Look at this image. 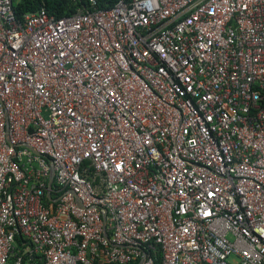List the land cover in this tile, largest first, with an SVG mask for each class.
<instances>
[{"label": "built area", "instance_id": "1", "mask_svg": "<svg viewBox=\"0 0 264 264\" xmlns=\"http://www.w3.org/2000/svg\"><path fill=\"white\" fill-rule=\"evenodd\" d=\"M91 1L0 0V264H264V0Z\"/></svg>", "mask_w": 264, "mask_h": 264}, {"label": "trees", "instance_id": "2", "mask_svg": "<svg viewBox=\"0 0 264 264\" xmlns=\"http://www.w3.org/2000/svg\"><path fill=\"white\" fill-rule=\"evenodd\" d=\"M99 8H110L114 6L119 0H95ZM91 0H13V6L16 16L23 21L25 15L30 12H35L41 8H45L50 14L57 17L69 16L77 13L80 10L88 11L92 8ZM88 177L92 178V175ZM99 182V179H97ZM21 246L24 240L18 237ZM157 261L162 263V250L157 246Z\"/></svg>", "mask_w": 264, "mask_h": 264}, {"label": "water", "instance_id": "3", "mask_svg": "<svg viewBox=\"0 0 264 264\" xmlns=\"http://www.w3.org/2000/svg\"><path fill=\"white\" fill-rule=\"evenodd\" d=\"M54 174H55V171H54V168L52 167L51 176H50V187H52V185H53ZM105 218H106V216H105ZM106 236L109 237L107 232H106Z\"/></svg>", "mask_w": 264, "mask_h": 264}]
</instances>
